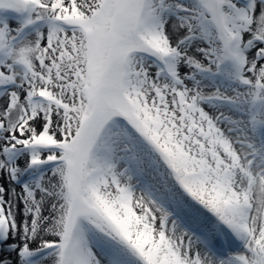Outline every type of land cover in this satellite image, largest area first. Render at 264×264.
I'll return each mask as SVG.
<instances>
[{
    "label": "snow or ice",
    "instance_id": "snow-or-ice-1",
    "mask_svg": "<svg viewBox=\"0 0 264 264\" xmlns=\"http://www.w3.org/2000/svg\"><path fill=\"white\" fill-rule=\"evenodd\" d=\"M0 264H264V0H0Z\"/></svg>",
    "mask_w": 264,
    "mask_h": 264
},
{
    "label": "bare ground",
    "instance_id": "bare-ground-1",
    "mask_svg": "<svg viewBox=\"0 0 264 264\" xmlns=\"http://www.w3.org/2000/svg\"><path fill=\"white\" fill-rule=\"evenodd\" d=\"M19 191V189H17Z\"/></svg>",
    "mask_w": 264,
    "mask_h": 264
}]
</instances>
